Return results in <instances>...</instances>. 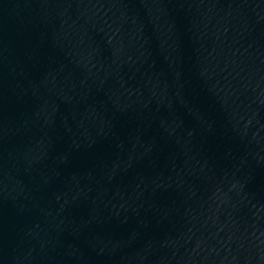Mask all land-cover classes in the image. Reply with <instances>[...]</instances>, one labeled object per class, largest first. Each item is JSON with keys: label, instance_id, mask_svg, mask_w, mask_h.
<instances>
[{"label": "water", "instance_id": "95a60500", "mask_svg": "<svg viewBox=\"0 0 264 264\" xmlns=\"http://www.w3.org/2000/svg\"><path fill=\"white\" fill-rule=\"evenodd\" d=\"M135 0H0V264H55Z\"/></svg>", "mask_w": 264, "mask_h": 264}]
</instances>
